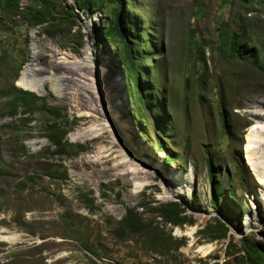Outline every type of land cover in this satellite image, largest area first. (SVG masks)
Instances as JSON below:
<instances>
[{"label":"rangeland","instance_id":"rangeland-1","mask_svg":"<svg viewBox=\"0 0 264 264\" xmlns=\"http://www.w3.org/2000/svg\"><path fill=\"white\" fill-rule=\"evenodd\" d=\"M47 1L0 0V264H264V0Z\"/></svg>","mask_w":264,"mask_h":264},{"label":"trees","instance_id":"trees-1","mask_svg":"<svg viewBox=\"0 0 264 264\" xmlns=\"http://www.w3.org/2000/svg\"><path fill=\"white\" fill-rule=\"evenodd\" d=\"M74 2L76 3V7L80 10L84 9L85 6L86 7H98L100 10H103V8L105 6L103 0H74ZM109 2H111V3L113 2V3L117 4L118 0H109ZM36 4L39 7L36 10H34V12L32 13V18H33L34 24H41L42 22H45L47 20L46 19V13H44L41 9L48 11L49 6L46 5V4H48V1L47 0H37ZM111 13H112V16H113L115 22H114V24H111V22H109L107 24V26H105L104 33L106 34L110 31H112V32H115L116 34L121 35L123 37V35L121 34V31H120L119 24H118V19L120 17V10L118 9V7H116ZM232 41H233V48H234L235 45L237 44V38L234 37L232 39ZM122 57L125 60L130 61L131 52H130V48L127 47L126 44H125V49L123 51ZM134 79L136 81V78H134ZM21 93H25V92L22 91Z\"/></svg>","mask_w":264,"mask_h":264},{"label":"bare ground","instance_id":"bare-ground-1","mask_svg":"<svg viewBox=\"0 0 264 264\" xmlns=\"http://www.w3.org/2000/svg\"><path fill=\"white\" fill-rule=\"evenodd\" d=\"M52 62H50L49 64H51ZM56 63V62H55ZM57 64V63H56ZM28 66L29 65H25L24 67H23V69L21 70V75L19 76V78H18V82H19V85L22 87V88H24V89H27V90H31V91H34V92H36V93H38V94H41V93H43L44 92V90L41 88V86H39L38 85V83H36L35 82V80H34V78L32 79V77H29V72H28V70H29V68H28ZM83 69V71H84V66H78V70H82ZM32 70V74H33V69H31ZM60 70H66V73H70V71H72V74L71 75H73L74 74V72L73 71H77V70H74V69H71V68H67V66L66 65H63V67H61V68H58V72L60 71ZM67 70H69V72L67 71ZM83 71H81V72H83ZM76 74V73H75ZM78 74H81V73H78ZM65 79V81H67V82H70V83H72V82H74L73 80H71L70 78H71V76L69 75L68 77H64ZM76 79V78H75ZM77 83H78V81H77ZM66 84V83H65ZM113 90V89H112ZM66 95V94H65ZM67 95H69V94H67ZM81 95V94H80ZM84 95V94H83ZM82 96V95H81ZM80 96V97H81ZM85 100V99H84ZM81 105H84V104H81ZM96 107V106H95ZM76 136V135H75ZM76 138H80V136H76ZM81 138H85V137H81ZM254 166V164H252V167ZM100 172V171H99ZM142 174V173H141ZM181 174V173H180ZM253 174H255L256 176H257V178H258V180L260 181V184H263L264 185V175L263 174H261L260 172H258V170L256 171L255 170V168H253ZM138 175H140V174H138ZM177 176V175H176ZM180 176V175H179ZM178 176V177H179ZM173 178H174V175L172 176ZM183 179H184V176H181ZM177 178V177H176ZM177 179H179V178H177ZM176 179V180H177ZM180 180V179H179ZM182 180V179H181ZM177 182H179L178 180H177ZM147 182H145V184H146ZM211 248V246H208V247H203V246H200V247H198V250L199 251H203L204 253H207V250H209Z\"/></svg>","mask_w":264,"mask_h":264},{"label":"built area","instance_id":"built-area-1","mask_svg":"<svg viewBox=\"0 0 264 264\" xmlns=\"http://www.w3.org/2000/svg\"><path fill=\"white\" fill-rule=\"evenodd\" d=\"M0 16H1V10H0Z\"/></svg>","mask_w":264,"mask_h":264}]
</instances>
